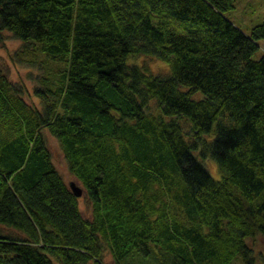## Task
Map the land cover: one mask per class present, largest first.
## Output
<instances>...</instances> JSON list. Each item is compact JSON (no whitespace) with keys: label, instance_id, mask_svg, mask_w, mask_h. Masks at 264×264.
Instances as JSON below:
<instances>
[{"label":"trees","instance_id":"obj_1","mask_svg":"<svg viewBox=\"0 0 264 264\" xmlns=\"http://www.w3.org/2000/svg\"><path fill=\"white\" fill-rule=\"evenodd\" d=\"M235 2L0 0V44L44 71L38 107L0 63V264H260L264 21Z\"/></svg>","mask_w":264,"mask_h":264},{"label":"rangeland","instance_id":"obj_2","mask_svg":"<svg viewBox=\"0 0 264 264\" xmlns=\"http://www.w3.org/2000/svg\"><path fill=\"white\" fill-rule=\"evenodd\" d=\"M227 14L237 26L246 33H250L255 26L264 21V0H236L234 10ZM21 45V42L12 38H9L3 45L0 44V63L4 64L9 73L10 79L13 82L24 84L26 86V89L28 90L25 96L26 100L33 105L41 107V101L35 95L34 89L40 83L39 78L44 74V71L40 68L30 67L27 63H19L17 61V53L19 52ZM263 52L264 40L260 41V50L256 57H260ZM145 60L148 61L151 69L156 73H166L169 70L167 64L156 59L139 58L138 61L142 63ZM45 135L55 167L68 184L76 182L82 187V185L71 175L67 160L57 139L48 132H45ZM206 165L213 177H220L218 166L215 161L210 159L206 161ZM79 207L86 217L91 216L92 209L86 198L85 191L83 196L79 198ZM249 244L256 249L259 263L264 264V238L258 236L254 240H249ZM106 262L107 264H114L112 257L109 254L106 255ZM233 264L243 263L241 260H236Z\"/></svg>","mask_w":264,"mask_h":264},{"label":"water","instance_id":"obj_3","mask_svg":"<svg viewBox=\"0 0 264 264\" xmlns=\"http://www.w3.org/2000/svg\"><path fill=\"white\" fill-rule=\"evenodd\" d=\"M70 188L73 192V194L77 197L80 198L83 196L84 194V189L82 187L79 186V184H77L76 182H71L70 183Z\"/></svg>","mask_w":264,"mask_h":264}]
</instances>
